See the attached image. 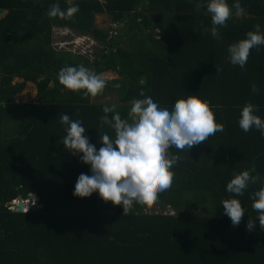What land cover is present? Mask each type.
<instances>
[{
	"label": "trees",
	"instance_id": "1",
	"mask_svg": "<svg viewBox=\"0 0 264 264\" xmlns=\"http://www.w3.org/2000/svg\"><path fill=\"white\" fill-rule=\"evenodd\" d=\"M53 3L62 10L76 4L78 11L50 18ZM240 4L244 13L233 9L214 39L210 16L197 0H0V264H264V229L250 199L259 182L240 196L225 191L242 170L254 167L250 175L264 176V137L237 124L245 103L264 118V45L250 49L243 68L227 58V46L255 25L264 33V0ZM101 13L121 22V31L98 27L94 18ZM65 27L103 44L91 53L88 69L117 74L105 79L98 95L115 91L118 102L61 91L58 70L90 60L54 47L55 31ZM27 82L35 86L33 99L15 101ZM141 90L160 105L196 95L224 130L189 150L168 149L180 157L173 182L150 206L134 203L122 214L120 205L96 192L73 196L77 176L89 168L60 143V115L79 119L98 148L99 133L114 135L100 123L102 107L115 104L123 118ZM31 195L38 207L11 209L12 200ZM230 197L245 210L237 225L220 205ZM249 218L252 230L245 226Z\"/></svg>",
	"mask_w": 264,
	"mask_h": 264
},
{
	"label": "clouds",
	"instance_id": "2",
	"mask_svg": "<svg viewBox=\"0 0 264 264\" xmlns=\"http://www.w3.org/2000/svg\"><path fill=\"white\" fill-rule=\"evenodd\" d=\"M201 4L210 16L211 27L208 31L214 39H219L218 26H225L233 9L236 15L245 11L240 0H233L231 6L227 0H197V7ZM77 11L76 4L62 10L58 4L53 3L46 14L50 18H67ZM254 29L247 31L244 38L227 46L229 63L243 68L250 49L264 45V33L261 32L260 25H255ZM81 40L82 38L79 44ZM89 41L93 44L90 47L98 48L93 37ZM93 51L96 50L83 54H88L93 59ZM57 80L62 86L61 91H78L82 97L97 96L103 92L106 84L100 74L83 65L61 67L57 72ZM251 91L257 92L255 84L251 85ZM139 96L141 98L131 103L123 118L115 104L102 107L100 123L112 129L114 135L98 132V148L84 134L86 129L79 119H71L67 113L60 115V123L65 132L60 143L89 168V174L80 173L77 176L73 196L82 198L96 192L103 201L120 205L122 214H127L134 203L150 206L157 201V194L169 189L173 182L174 173L171 169L180 157L169 153L168 149L175 147L178 150H189L194 144L206 142L209 136L224 130L223 124L215 121L208 102L196 95L177 98L171 104L163 105L145 95L143 90L139 92ZM256 111L254 104L245 103L239 111L237 124L243 132L254 128L264 137V118L257 115ZM250 172L254 173L255 168L234 174L226 183L225 191L240 196L249 184L259 182V189L250 194V199L252 209L258 213V225L264 229V176L258 173L250 175ZM23 202L25 207L22 211L38 207L34 195ZM13 204L11 202L10 207ZM220 205L231 224L237 225L245 213L239 200L231 197L222 199ZM254 225L256 224L249 218L245 226L252 230Z\"/></svg>",
	"mask_w": 264,
	"mask_h": 264
},
{
	"label": "rangeland",
	"instance_id": "3",
	"mask_svg": "<svg viewBox=\"0 0 264 264\" xmlns=\"http://www.w3.org/2000/svg\"><path fill=\"white\" fill-rule=\"evenodd\" d=\"M67 1H70V0H67ZM94 21L98 27L109 29V34H112L113 31L115 32L118 30L121 31L120 27L122 26V23L118 21L112 22L110 20V17L106 15L105 13L95 15ZM77 35H78L77 31H71V30H69L66 33V35L59 34L58 36L53 38V45L56 49L70 50L72 53H76V52L88 53V52H91V50L97 51L98 49L103 47V44L100 41L95 40V45L100 48L95 49V46L91 48L90 45H93V44L89 40L87 41L86 37L88 36L86 35H80L82 37V40L80 44L77 45V43L80 41V39H78L76 43L74 42V39L76 38ZM118 38L120 40L124 39L123 36H119ZM91 59L92 58H90V60H88L87 63H85L86 64L85 66L87 68H89L91 65V63L89 62L91 61ZM99 74L101 75L102 78L107 79V80L117 77V74L110 70L103 71ZM15 80H19V79H15ZM35 92H36V89H35L34 84H32L31 82H27L25 89L21 93L17 94L14 99L15 101H20V102H30L34 97ZM92 100L101 101V102H111V103H116L119 101L118 95L115 91H107L104 93V95H97L93 97ZM17 198L12 200V203L13 202L16 203ZM22 200L26 201L28 199H22ZM153 209L154 211H157V212L159 211L168 212L167 208L161 205H154Z\"/></svg>",
	"mask_w": 264,
	"mask_h": 264
},
{
	"label": "crops",
	"instance_id": "4",
	"mask_svg": "<svg viewBox=\"0 0 264 264\" xmlns=\"http://www.w3.org/2000/svg\"><path fill=\"white\" fill-rule=\"evenodd\" d=\"M69 30H71V31H75V30H72V29H69V28L67 29V27H65V28H61V29H57V30L55 31V36H54V38H55L56 36H58L59 34H61V35H66V33H67ZM78 34H80V35H88L90 38H92V35L89 34V33L78 32ZM80 35H77L76 38L74 39V42H75V43L77 42L78 39H81V38H82ZM89 37H87V38L90 40ZM78 44H79V42L77 43V45H78ZM91 47H92V46H91Z\"/></svg>",
	"mask_w": 264,
	"mask_h": 264
},
{
	"label": "water",
	"instance_id": "5",
	"mask_svg": "<svg viewBox=\"0 0 264 264\" xmlns=\"http://www.w3.org/2000/svg\"><path fill=\"white\" fill-rule=\"evenodd\" d=\"M4 14H5V10L3 8H0V16H2ZM24 207H25V204H24L23 200L18 197L17 198V202L13 204V206L11 207V209H14L16 211H22Z\"/></svg>",
	"mask_w": 264,
	"mask_h": 264
},
{
	"label": "flooded vegetation",
	"instance_id": "6",
	"mask_svg": "<svg viewBox=\"0 0 264 264\" xmlns=\"http://www.w3.org/2000/svg\"><path fill=\"white\" fill-rule=\"evenodd\" d=\"M104 56H105V55H104ZM104 56H103V57H104Z\"/></svg>",
	"mask_w": 264,
	"mask_h": 264
},
{
	"label": "built area",
	"instance_id": "7",
	"mask_svg": "<svg viewBox=\"0 0 264 264\" xmlns=\"http://www.w3.org/2000/svg\"><path fill=\"white\" fill-rule=\"evenodd\" d=\"M34 203V202H33Z\"/></svg>",
	"mask_w": 264,
	"mask_h": 264
}]
</instances>
